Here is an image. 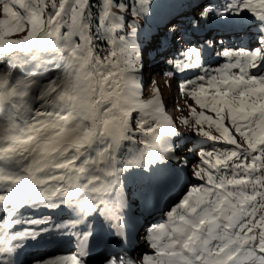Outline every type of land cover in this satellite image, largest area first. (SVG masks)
<instances>
[{"label":"snow or ice","instance_id":"snow-or-ice-1","mask_svg":"<svg viewBox=\"0 0 264 264\" xmlns=\"http://www.w3.org/2000/svg\"><path fill=\"white\" fill-rule=\"evenodd\" d=\"M189 7L191 19L165 27L168 44L181 37L184 45L166 75L202 71L180 89L201 109L189 106L182 124L212 148L198 151L206 167L191 173L203 183L185 192L166 226L150 227L152 251L137 256L127 175L166 190L189 164L174 146L181 133L160 90L141 98L144 45L165 46L141 23L153 0H0V264H23L28 244L53 232L75 238L77 252L29 264H91L94 217L119 246L99 264H264V0ZM206 22L256 27L254 42L201 47L184 39ZM216 43L225 62L208 69L205 53ZM41 206L69 210V218H24L22 209ZM25 224L38 227H17Z\"/></svg>","mask_w":264,"mask_h":264},{"label":"rangeland","instance_id":"rangeland-1","mask_svg":"<svg viewBox=\"0 0 264 264\" xmlns=\"http://www.w3.org/2000/svg\"><path fill=\"white\" fill-rule=\"evenodd\" d=\"M185 7H187V11H186ZM191 14L194 15L193 9L191 7H189V0H153V8H152V11H151L149 17L146 20H142L141 23L143 24V28H144L145 33H147L149 36L159 35L160 39H162V38H164L165 27H166V25L170 26V24H169L170 21L177 20L180 17L184 18L186 15H191ZM186 21L187 20H184V21L182 20L181 22H186ZM220 25L221 24H218V23L206 22V26H203L201 28V30L198 31L201 35V37L199 36V40H200L199 43L200 44L198 42H196L197 36L192 35L191 31H189L187 34H185L184 39L191 40L194 44H199L201 47H203L204 46L203 42H205V41H203V38H206L212 30H215V31L220 30L219 29ZM228 27H232V26H228ZM160 28H162L163 30L160 31ZM234 29L236 31L231 32L228 30H223V32H219V34H222V36L226 39L225 41L222 40L224 45H227V44H229V45H241V44L250 45L251 41L254 42V38H252L253 40H250V37L248 36V32H250L251 30H254V29H250V31H245L246 28H243L242 30H239L238 28H234ZM211 34H213V33H211ZM19 35H23V33L19 34ZM243 36H245V37L242 38ZM14 38H18V37H14ZM169 39H171V37H169ZM213 41H216V39ZM176 44H177V46L175 47V46L168 44L166 42L164 47H161L160 49L155 50L154 46L150 47L147 42L145 43V45H144V48H145L144 60L146 57L147 47L154 49V51H151V53H150V55L152 54V56H148V57H149V59H151L153 61V66H155V67L157 66V67H159V69L157 71H154V73L151 74L150 68L152 66L146 65L145 61H144L145 67H144L143 72H142V97L141 98L144 100L150 99L153 96V94L157 88L160 90L163 102H164L165 107H166L167 114L177 124L178 130L180 131V133L183 134V136L180 138H174V141H173L174 145L176 142H179V144H181V147H179V148L176 147V148L179 150L180 156L181 157H187L188 160H192V163L197 165L196 167H195V165H193L189 169L190 170L189 173H194L196 171H199L200 168L198 167V165H202L200 163V159H199V156L197 155V153L201 149L200 146L207 145V143H205L207 141L204 137L196 135L190 128H188L182 124V120L184 118H188L191 120V109L189 106L196 107L197 111H201V109L197 105H195L194 101L190 97L185 96L180 91V88H179L180 86L178 85V78H177L178 76H176L179 72H175V74L173 76L166 75V73L174 72L172 65H170L168 63V61L171 60V56H173V55L172 54L169 55V53H172V52H169V53L166 52V49H167L166 47L167 46L170 47L168 49L169 51L174 50L175 52H177V55L175 57L178 58L179 57L178 49H182L184 47V45L181 43V38L176 37L175 45ZM214 47H216V49L218 51L220 49L219 43H216L214 45ZM175 49H177V50H175ZM156 53H159V55H160L159 57H161L159 63H157L158 61H157V54ZM166 55H168L169 58L165 59ZM164 61L167 62V64H164ZM209 63L211 66H214L213 64L218 63V59L217 58L212 59ZM206 114L212 115L215 118V114L210 112V111H207ZM226 123H227V121H226ZM134 125H135L134 127H136V122H134ZM205 128L207 129L206 125H205ZM211 131H212L213 135H217V133H215L214 130H211ZM209 142H211V141H209ZM141 147H142V145H141ZM218 147H220V145H218ZM206 150H208V149H206ZM190 177H191V180H193V178H197L194 175H191ZM184 181H185V179H184ZM184 181H183V183H184ZM189 182H192V181H189ZM182 184L177 185L179 187V189L183 186ZM125 185H126L125 189H124L125 194L128 198V202L133 207V210L132 209L129 210V215H133L135 217L137 216L136 214H138V212L144 213L143 208L148 206V204H147L148 199H150V197H155L154 194L156 192L159 194H163L166 190H167L166 192H169V189L165 190V189L157 188L153 182H149V180L146 177L141 176L139 174V172H134L133 174L128 175V177L126 178V181H125ZM136 186L139 190V193H141V202H140L139 206H137V202H136L137 196H136L135 190H134ZM173 187H175V186H173ZM187 187H188V185L186 184L183 187V189H185ZM142 191H144V192H142ZM134 194H135V196H134ZM158 199L159 198H153V200L151 199L152 203H150V205L154 204L156 201L158 202ZM161 199L165 200V198H162V197H161ZM154 205H158V204H154ZM162 208H161V214H163ZM49 210L50 211H58V213H64V212L68 213L67 216L64 217L65 221H67V219L69 218V215H70L69 210H52V209H49ZM46 215L47 216H40V215L37 216L34 213H29V214L26 213L24 218L25 219L41 218V217L49 218L51 216V214H46ZM57 217L58 216L53 218V220H55V221L59 220L58 222L64 221L63 219L61 220ZM127 217H128V214H126V218ZM96 218H98V217H94L93 221H92L95 228H101V229L105 228L107 230L108 234H105L104 237H107L109 239H113L112 232L110 230H108V227H106L104 224L105 221L102 219L99 222L98 220H96ZM98 234H100L99 235L100 238H102L103 240H107L106 238L101 237L100 232H98Z\"/></svg>","mask_w":264,"mask_h":264},{"label":"bare ground","instance_id":"bare-ground-1","mask_svg":"<svg viewBox=\"0 0 264 264\" xmlns=\"http://www.w3.org/2000/svg\"><path fill=\"white\" fill-rule=\"evenodd\" d=\"M225 26H230V25H220L219 26V29L220 30H218V31H221V29L223 28V27H225ZM243 27H247V24H245ZM232 28H242L241 26H237V27H232ZM205 143H207V145H202V146H200V148H204V149H211L212 148V142H209V141H207V142H205ZM216 147H218V145H216ZM193 178V177H192ZM184 179H185V181H184ZM184 179L181 181V183L179 184V185H181L182 183H183V181H184V183L182 184L183 186L180 188V189H183V187L187 184V183H189V181H192L191 182V184L192 185H195V184H201V183H203V181H200L198 178H193V180H191V177H190V175H189V173L188 172H185V174H184ZM175 187H178L177 185H174ZM172 188H174V187H171V188H169V190H171ZM138 190V189H137ZM139 191V190H138ZM167 191V190H166ZM153 196V195H152ZM155 196H157V195H155ZM153 197H150V199H148V206L147 207H145V208H143L144 209V212H145V214L148 216V217H151V218H154V219H158V220H160V219H162L163 218V216H162V214H161V208L163 207V204H164V202L163 201H160V202H155L154 204H158V205H154V204H151L150 205V203H152L151 202V199H152ZM157 198V197H156ZM153 200V199H152ZM135 216H133V215H130V217L128 218V223H127V227H128V230H129V232H130V235H131V237H132V243L135 245V248H140V250H146L145 249V247L142 245L141 247H140V245L139 244H141V239L140 240H137V238H139L138 237V235H134V236H132V234L133 233H135V227H133V223L135 222ZM105 230L106 229H101V231H100V233H101V237H104V235H105ZM100 235V234H99ZM104 238H106L108 241H109V238H107V237H104ZM107 240H105V241H107ZM150 253V252H149Z\"/></svg>","mask_w":264,"mask_h":264},{"label":"trees","instance_id":"trees-1","mask_svg":"<svg viewBox=\"0 0 264 264\" xmlns=\"http://www.w3.org/2000/svg\"><path fill=\"white\" fill-rule=\"evenodd\" d=\"M187 3V2H186ZM186 8V11H187V7H185ZM190 16V17H189ZM192 14L191 15H186L184 18H186V20H189V19H191L192 18ZM185 20V19H184ZM180 21H182V20H180ZM204 26H206V23L204 24ZM163 29L162 28H160V31H162ZM178 38H181V37H178ZM161 42L162 43H166L165 42V40H164V38H162L161 39ZM155 47V50H158V49H160L161 47H156V46H154ZM151 51H154V49H151L150 47H147V51H146V57H147V59H148V61L151 63L152 62V60L151 59H149V57L148 56H152V54L150 55V53H151ZM135 115V114H134ZM135 125H134V122H133V124H132V127L133 128H135L134 127ZM127 177H128V175H127ZM22 212L24 213V216H25V214L26 213H34L35 215H41V216H45L46 214H51V218H55L56 216H58L57 218H59V219H63L64 220V217L65 216H67V214L68 213H66V212H64V213H58V211H49V209H47V208H44V207H39V208H37V209H35V210H32V208H25V209H23L22 210ZM0 215H3L2 213H0ZM100 218V217H99ZM59 220H57V221H53V223H59L58 222ZM45 225H40L39 227H44ZM17 227H28V228H35V227H38V226H35V225H27V224H25V225H22V226H17Z\"/></svg>","mask_w":264,"mask_h":264}]
</instances>
